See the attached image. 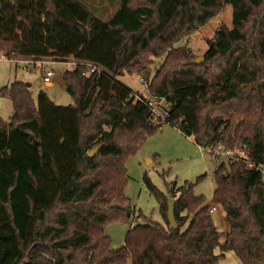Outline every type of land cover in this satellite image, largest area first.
<instances>
[{"label":"trees","instance_id":"16d2710c","mask_svg":"<svg viewBox=\"0 0 264 264\" xmlns=\"http://www.w3.org/2000/svg\"><path fill=\"white\" fill-rule=\"evenodd\" d=\"M118 4L104 20L90 0H0V56H72L104 68L86 75L77 63L65 71L74 99L66 106L45 91L35 98L23 81L0 87L14 107L9 121L0 116V264H217L221 247L243 264H264V173L257 169L264 165V0ZM225 4L233 7L232 26L222 24L194 64L192 50L176 44ZM159 58L148 91L166 99L170 116L155 122L147 98L118 77L149 72ZM164 124L201 147L221 143L246 156L216 166L210 202L196 194L203 177L186 181L176 227L168 194L146 176L167 226L140 213L125 245L113 249L108 224L135 216L125 162ZM213 204L229 224L224 244Z\"/></svg>","mask_w":264,"mask_h":264},{"label":"rangeland","instance_id":"374dc122","mask_svg":"<svg viewBox=\"0 0 264 264\" xmlns=\"http://www.w3.org/2000/svg\"><path fill=\"white\" fill-rule=\"evenodd\" d=\"M90 1L96 3L98 8L96 13L104 20H109L119 7V0H114V4H111L110 0ZM232 23L233 7L231 4H225L215 18L191 32L178 42L176 47L185 45L192 50L195 58L204 56L209 48V38L214 37L222 24L231 27ZM163 58L154 59L155 63L149 67V72L126 73L119 76L118 80L135 92L137 98L145 96L149 99L152 96L149 94L147 84L151 81ZM24 59H27V57H22L20 60H9L0 56V87L10 86L16 80L23 81L30 84L35 98L38 97L40 91H45L50 97H56L58 105L74 104V99L67 91L63 79L65 71L76 68L77 64L74 58L62 60L60 57H51L50 61H54L49 66L44 65V70L29 67ZM48 69L54 70L52 77L54 86H49L44 81ZM141 79H143V82ZM168 107L166 100H163L159 109L163 112ZM13 112L14 107L11 98L0 94L1 118L4 121H9ZM228 159L224 158L226 161ZM125 165L128 171L125 193L131 201L135 216L131 222L115 221L108 224L106 232L111 238L113 249H119L125 245L128 230L137 223L142 222V219H138L140 213L167 226L168 218H164L162 215L156 195L146 184V176L156 188L168 194L169 199H175V206L176 199L180 194L179 189L185 185L186 181L197 182L200 177L203 178L197 182L196 194L205 196L209 202L213 198L216 188L214 177L216 163L211 154L206 150H202L193 138L190 139L189 136L169 124H164L161 130L150 137L136 155L126 160ZM167 183H173V193L169 191ZM225 216V212L221 207L219 212L213 214L217 229L223 233L222 244L225 243L226 234L229 231V224ZM223 218H225V223ZM216 253L224 254L217 264H243L234 252L225 250L223 247L217 248Z\"/></svg>","mask_w":264,"mask_h":264},{"label":"built area","instance_id":"2783aa9c","mask_svg":"<svg viewBox=\"0 0 264 264\" xmlns=\"http://www.w3.org/2000/svg\"><path fill=\"white\" fill-rule=\"evenodd\" d=\"M1 57H4L3 55H1ZM48 59V60H47ZM51 57H27V59H24L25 62L28 63V66L31 68H35V69H41L44 70L45 66L47 65L49 66L54 60H51ZM77 63L80 64H85L87 66V70L85 71L84 74L89 75L95 71H103L104 68L102 66H99L97 64L91 63V62H85V61H78ZM76 63V64H77ZM54 75V70L53 69H48L46 71V74L44 76V81L49 84L52 82V77ZM143 82V79H141ZM148 85V84H147ZM138 99H140V97H138ZM166 100L164 97L159 98V97H154L152 96L151 98L147 99V104L148 106L152 109L153 112V120L155 122H161V121H165L169 116V107L167 108V110L161 112L159 109L160 103ZM167 106H169V104L167 103ZM201 147V146H200ZM202 150H206L208 151L213 160L216 163V166H219L222 161H224V158H237V157H245V152L241 149H236V150H232V149H226L221 143L219 144H215V145H210L208 147H201ZM250 165H255L250 163ZM257 169L261 170L264 173V165L260 164ZM220 211V206L218 204H213L210 208V212L212 214H214L215 212H219Z\"/></svg>","mask_w":264,"mask_h":264},{"label":"water","instance_id":"95a60500","mask_svg":"<svg viewBox=\"0 0 264 264\" xmlns=\"http://www.w3.org/2000/svg\"><path fill=\"white\" fill-rule=\"evenodd\" d=\"M204 61V56H199L196 59H194L192 62L194 64H201ZM28 86H30V84H27ZM99 150V148H96L95 150L91 151L90 154L93 155L95 153H97ZM168 217H169V221L172 227H176L178 226V223L176 221V217H175V199L174 198H170L169 199V205H168Z\"/></svg>","mask_w":264,"mask_h":264},{"label":"crops","instance_id":"0c3cea01","mask_svg":"<svg viewBox=\"0 0 264 264\" xmlns=\"http://www.w3.org/2000/svg\"><path fill=\"white\" fill-rule=\"evenodd\" d=\"M69 58H74V57H69ZM75 59V58H74ZM75 61H76V63L78 62V60L77 59H75ZM49 86H54V82L52 81L51 83H49L48 84ZM148 86V85H147ZM148 89V88H147ZM136 94V93H135ZM136 96V95H135ZM139 97H141V96H139ZM56 103H57V99H56V97H51ZM171 127H173V128H177V127H174V126H172L171 124H169ZM178 129V128H177ZM179 130V129H178ZM180 131V130H179ZM181 132V131H180ZM189 138L191 139V138H193L194 139V137L193 136H189ZM194 142L196 143V141H195V139H194ZM197 144V143H196ZM198 145V144H197ZM199 146V145H198ZM226 217V216H225ZM223 222L225 223V218H223ZM226 225V224H225ZM217 226V225H216ZM228 226V225H227ZM226 227V226H225Z\"/></svg>","mask_w":264,"mask_h":264}]
</instances>
